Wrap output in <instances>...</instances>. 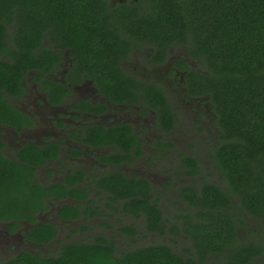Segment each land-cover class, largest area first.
<instances>
[{
  "label": "flooded vegetation",
  "instance_id": "1",
  "mask_svg": "<svg viewBox=\"0 0 264 264\" xmlns=\"http://www.w3.org/2000/svg\"><path fill=\"white\" fill-rule=\"evenodd\" d=\"M11 1L0 0V93L10 110L0 117V154L30 167L45 196L34 221H0V264L23 253L69 255L79 244L98 246L113 259L105 263L102 254L94 264H116L162 246L187 263L223 264L243 243L259 244L243 264H264L260 221L231 196V207H210L202 198L205 183L224 187V179L211 158L214 111L184 85L196 61L184 50L172 53L177 44L163 58L151 54L148 39L115 15L116 5L134 0H104L106 37H115L119 50L97 58L70 46L48 0H21L22 7ZM115 67L119 82L110 74ZM149 87L163 98L150 95ZM26 153H34L30 163L19 159ZM217 209L223 220L231 218L233 230L213 232L223 221ZM153 254L150 264L159 263L162 254Z\"/></svg>",
  "mask_w": 264,
  "mask_h": 264
},
{
  "label": "trees",
  "instance_id": "2",
  "mask_svg": "<svg viewBox=\"0 0 264 264\" xmlns=\"http://www.w3.org/2000/svg\"><path fill=\"white\" fill-rule=\"evenodd\" d=\"M9 4L22 7L21 0H12ZM28 5H32L31 2ZM48 5L52 7L58 27L70 37V46L76 53H96L97 58L110 50L118 55L119 42L115 37L111 40L106 37L110 26L104 0H48ZM116 6L115 15L121 16L117 20L130 26L139 34L138 38L148 39L151 54L159 53L163 58L168 48L177 44L196 61L198 69L188 70L184 85L191 95L205 96L214 111L218 133L211 158L227 185L218 187L211 182L205 183L202 198H208L205 202L215 208L230 206L231 196L238 200L240 209L257 218L264 229V0H134ZM29 13V18L37 19ZM180 62L186 64L184 60ZM101 63L104 64L103 60ZM89 66L96 67L95 64ZM120 72L115 67L110 74L119 82ZM8 77L7 72L6 81ZM4 80L0 78V87ZM153 88L149 87V94L156 92V96L163 98L162 91ZM8 110L0 93V117ZM32 156L34 153H26L19 159L30 163ZM183 161L194 164L187 156ZM31 175L30 167L0 154V221L10 220V225L16 224L19 218L34 221L33 214L42 207L45 192L43 186L33 183ZM214 212L220 220L226 215L222 209ZM227 217L228 221L224 219L219 226L214 225L213 232L233 230L232 220ZM46 231L45 234L50 233V229ZM256 247L259 244L235 246L229 253L232 257L226 259L229 262L222 260L223 264L245 263ZM70 249L71 254L60 253L51 259L23 253L1 264L74 261L94 264L102 254L103 262H113L106 252L100 253L99 247L93 244L73 245ZM151 249L141 255H131L130 259L123 258L116 264H150L155 250L163 256L155 264H191L167 246L153 252Z\"/></svg>",
  "mask_w": 264,
  "mask_h": 264
},
{
  "label": "rangeland",
  "instance_id": "3",
  "mask_svg": "<svg viewBox=\"0 0 264 264\" xmlns=\"http://www.w3.org/2000/svg\"><path fill=\"white\" fill-rule=\"evenodd\" d=\"M180 49H175V51H173L172 53H175V54H177V53H179V52H181V51H183V48L182 47H180V46H178ZM181 50V51H180ZM211 136V135H210ZM199 144H201L202 146H203V150L205 149V144L203 145V143H199ZM217 173V172H216ZM216 173H213V176H217V174ZM214 177V180L216 181V178ZM225 182H222L221 183V185H223V186H225ZM227 186V185H226ZM208 264V263H207Z\"/></svg>",
  "mask_w": 264,
  "mask_h": 264
}]
</instances>
